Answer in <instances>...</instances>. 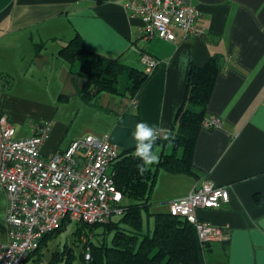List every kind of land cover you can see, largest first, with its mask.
<instances>
[{"label":"crops","instance_id":"obj_1","mask_svg":"<svg viewBox=\"0 0 264 264\" xmlns=\"http://www.w3.org/2000/svg\"><path fill=\"white\" fill-rule=\"evenodd\" d=\"M126 1L0 0V74L12 80L0 84V116L13 125L15 139L30 138L37 124L48 123L45 158L86 136H107L120 154L135 148L137 123L158 125L164 137L175 125L191 66L220 56L205 117H218L221 125L197 134V177L157 171L149 211L168 212V202L186 197L202 181L226 186L227 204L196 212L219 233L207 245L204 264H264V0H191L203 34L181 43L141 40L142 22L129 15ZM75 35L87 51L145 74L142 52L159 64L136 96L125 91L122 76L117 94L100 93L85 104L76 87L83 80L57 55ZM61 103L83 104L76 132ZM157 145L159 155L172 148ZM5 210L0 193V243L7 241Z\"/></svg>","mask_w":264,"mask_h":264},{"label":"built area","instance_id":"obj_2","mask_svg":"<svg viewBox=\"0 0 264 264\" xmlns=\"http://www.w3.org/2000/svg\"><path fill=\"white\" fill-rule=\"evenodd\" d=\"M124 8L141 20L138 32L143 41L160 38L181 43L203 34L191 0H127ZM140 59L147 74L159 64L145 52ZM220 125L221 119L214 116L205 117L202 123L204 128ZM49 129L48 123L37 124L30 138L15 139L13 125L0 116V193L6 198L7 233V241L0 243V264H22L62 221L104 224L122 212L123 196L109 171L119 154L117 147L107 136H86L45 158L41 146ZM161 135L160 131L159 138ZM228 201V187L202 181L167 207L170 215L184 218L194 227L204 245L218 239L219 233L196 212L221 208ZM90 258L86 247L83 264Z\"/></svg>","mask_w":264,"mask_h":264},{"label":"trees","instance_id":"obj_3","mask_svg":"<svg viewBox=\"0 0 264 264\" xmlns=\"http://www.w3.org/2000/svg\"><path fill=\"white\" fill-rule=\"evenodd\" d=\"M42 48L43 44L35 46L37 52ZM57 55L83 80L76 87L85 104H91L89 102L100 93L117 94L122 76L128 81L125 91L136 96L151 75L87 51L78 35L66 42ZM220 67L221 57L218 55L212 56L201 67L191 66L185 98L177 111L175 125L155 143H170L169 153L162 152L158 162L148 166V171L143 174H139L137 169L141 161L134 156L135 148L118 154L112 161L109 171L123 196L122 212L115 216L116 220L112 219L113 216L104 224L74 223V242L81 246L78 256L65 246L62 250L56 249L49 260L44 261L42 250L47 247L48 240L70 223L62 221L22 264H83L86 247H89L91 258L84 264H204L203 254L209 242L202 245L194 227L184 218L159 212L152 214L150 232L143 233L142 226L143 214L149 213L150 193L159 169L197 177L192 165V152ZM0 77L3 87L11 84V77L5 74H0ZM125 200L133 202L124 203ZM106 234H111L109 244L106 243ZM94 235L102 236L99 243L92 240ZM82 236L86 238L81 244Z\"/></svg>","mask_w":264,"mask_h":264},{"label":"rangeland","instance_id":"obj_4","mask_svg":"<svg viewBox=\"0 0 264 264\" xmlns=\"http://www.w3.org/2000/svg\"><path fill=\"white\" fill-rule=\"evenodd\" d=\"M123 81H121L120 89H123ZM62 106L68 111V116L71 121H74L73 125V131L76 132V125L80 119L81 114L84 111L83 104L82 103H61ZM78 131V130H77ZM160 145H157L154 149V152L159 155L160 152ZM170 152V150H169ZM133 202L132 200H125L124 203H130ZM153 211L150 210L149 213L143 214V226H142V232L148 233L152 230L153 227V217H152ZM113 220H116V217L114 216L112 218ZM75 224L73 222H70L66 224L59 232L56 233L55 236L50 238L47 242V247H44L42 250V253L44 255V261H48L50 258V255L52 252H54L56 249L62 250L65 246L71 250H73L74 254L78 256L81 246L74 242V237L72 233L75 231ZM101 231V228L98 229V232ZM91 237V236H90ZM102 236L94 235L92 236V240L95 243L100 242V238ZM85 236L81 237V244L85 240ZM111 234H106V243H110ZM28 259V258H27ZM28 262V261H27ZM75 263L78 262V260H74Z\"/></svg>","mask_w":264,"mask_h":264},{"label":"clouds","instance_id":"obj_5","mask_svg":"<svg viewBox=\"0 0 264 264\" xmlns=\"http://www.w3.org/2000/svg\"><path fill=\"white\" fill-rule=\"evenodd\" d=\"M160 128L158 125H150L147 122L136 124L132 133L135 140L134 156L141 161L137 165L139 174L148 171V166L158 162V155L153 151V147L160 137Z\"/></svg>","mask_w":264,"mask_h":264}]
</instances>
